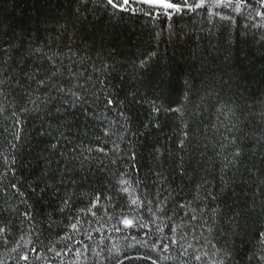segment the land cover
<instances>
[{"label":"trees","instance_id":"trees-1","mask_svg":"<svg viewBox=\"0 0 264 264\" xmlns=\"http://www.w3.org/2000/svg\"><path fill=\"white\" fill-rule=\"evenodd\" d=\"M0 264H264V0H0Z\"/></svg>","mask_w":264,"mask_h":264},{"label":"rangeland","instance_id":"rangeland-1","mask_svg":"<svg viewBox=\"0 0 264 264\" xmlns=\"http://www.w3.org/2000/svg\"><path fill=\"white\" fill-rule=\"evenodd\" d=\"M145 1H150V2H153V3H160L161 0H145Z\"/></svg>","mask_w":264,"mask_h":264}]
</instances>
